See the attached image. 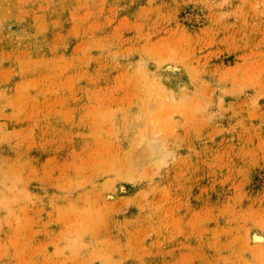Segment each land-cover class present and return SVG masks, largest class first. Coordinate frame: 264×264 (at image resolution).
<instances>
[{
	"label": "rangeland",
	"instance_id": "obj_1",
	"mask_svg": "<svg viewBox=\"0 0 264 264\" xmlns=\"http://www.w3.org/2000/svg\"><path fill=\"white\" fill-rule=\"evenodd\" d=\"M0 264H264V0H0Z\"/></svg>",
	"mask_w": 264,
	"mask_h": 264
},
{
	"label": "bare ground",
	"instance_id": "obj_2",
	"mask_svg": "<svg viewBox=\"0 0 264 264\" xmlns=\"http://www.w3.org/2000/svg\"><path fill=\"white\" fill-rule=\"evenodd\" d=\"M143 139V149H145L147 153V162L159 165L166 163L172 157L171 152L167 149L164 141L157 133L145 135ZM255 240L262 242L263 237L261 238V236H255Z\"/></svg>",
	"mask_w": 264,
	"mask_h": 264
}]
</instances>
